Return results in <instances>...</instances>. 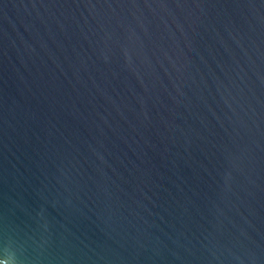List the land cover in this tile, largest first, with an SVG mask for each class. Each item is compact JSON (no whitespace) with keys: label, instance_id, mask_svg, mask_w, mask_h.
Segmentation results:
<instances>
[{"label":"water","instance_id":"95a60500","mask_svg":"<svg viewBox=\"0 0 264 264\" xmlns=\"http://www.w3.org/2000/svg\"><path fill=\"white\" fill-rule=\"evenodd\" d=\"M0 264H264V0H0Z\"/></svg>","mask_w":264,"mask_h":264}]
</instances>
